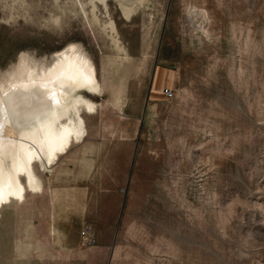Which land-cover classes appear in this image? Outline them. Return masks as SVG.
Instances as JSON below:
<instances>
[{
  "label": "rangeland",
  "instance_id": "rangeland-1",
  "mask_svg": "<svg viewBox=\"0 0 264 264\" xmlns=\"http://www.w3.org/2000/svg\"><path fill=\"white\" fill-rule=\"evenodd\" d=\"M70 46L101 94L0 264H264V0H0L2 85Z\"/></svg>",
  "mask_w": 264,
  "mask_h": 264
},
{
  "label": "bare ground",
  "instance_id": "bare-ground-1",
  "mask_svg": "<svg viewBox=\"0 0 264 264\" xmlns=\"http://www.w3.org/2000/svg\"><path fill=\"white\" fill-rule=\"evenodd\" d=\"M23 72L0 83V206L25 197L22 174L32 192L42 191L32 163L49 166L80 141L82 111L94 112L91 98L101 94L95 67L74 46L40 74Z\"/></svg>",
  "mask_w": 264,
  "mask_h": 264
},
{
  "label": "built area",
  "instance_id": "built-area-1",
  "mask_svg": "<svg viewBox=\"0 0 264 264\" xmlns=\"http://www.w3.org/2000/svg\"><path fill=\"white\" fill-rule=\"evenodd\" d=\"M163 95H165V98L167 99V98H171L172 97V92L170 91V90H167V89H165L164 91H163ZM89 232H90V229H89V227H84V228H82V230H81V235L82 236H89L88 234H89Z\"/></svg>",
  "mask_w": 264,
  "mask_h": 264
},
{
  "label": "crops",
  "instance_id": "crops-1",
  "mask_svg": "<svg viewBox=\"0 0 264 264\" xmlns=\"http://www.w3.org/2000/svg\"><path fill=\"white\" fill-rule=\"evenodd\" d=\"M81 141V140H80ZM79 142V141H78ZM75 143V142H74Z\"/></svg>",
  "mask_w": 264,
  "mask_h": 264
}]
</instances>
